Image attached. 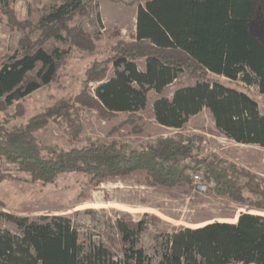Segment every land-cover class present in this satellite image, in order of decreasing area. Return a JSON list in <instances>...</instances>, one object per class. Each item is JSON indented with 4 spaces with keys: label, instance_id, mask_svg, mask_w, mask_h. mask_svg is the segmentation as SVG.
<instances>
[{
    "label": "trees",
    "instance_id": "trees-1",
    "mask_svg": "<svg viewBox=\"0 0 264 264\" xmlns=\"http://www.w3.org/2000/svg\"><path fill=\"white\" fill-rule=\"evenodd\" d=\"M89 1L61 0L44 6L34 24L16 18L12 0L0 1L7 23L22 30L18 49L0 59V111L11 104L17 107L13 116L0 118V180L48 183L59 173L78 171L100 181L140 169L151 182L172 186L201 173L204 183H212L217 193L247 209L234 221L214 220L157 234L155 264H264V177L206 154L198 135L163 136L139 149L113 142L65 149L41 142L33 131L52 116H68L66 101L23 124L9 125L23 114L19 99L53 81L72 47L96 52L95 36L69 23L76 13L86 11ZM263 4L264 0L138 3L132 40L118 41L111 56L91 62L74 100L101 114L134 112L145 107L150 90L160 93L186 73L191 82L177 86L171 97L154 99L153 115L159 124L181 128L204 109L225 137L264 147V113L250 91L256 86L264 95V41L250 27ZM139 59L143 68L137 65ZM110 68L112 75L107 76ZM91 82L97 83L93 89ZM68 121L76 131V119ZM79 212L30 218L0 211L17 228H0V264H154L153 256L139 245L148 226L145 217L153 215L145 212L135 219L122 213L111 225L117 243L110 244L80 231L74 218Z\"/></svg>",
    "mask_w": 264,
    "mask_h": 264
},
{
    "label": "rangeland",
    "instance_id": "rangeland-1",
    "mask_svg": "<svg viewBox=\"0 0 264 264\" xmlns=\"http://www.w3.org/2000/svg\"><path fill=\"white\" fill-rule=\"evenodd\" d=\"M60 1L12 0V7L18 20H28L34 24L44 6ZM144 1L90 0L86 11L76 13L69 23L80 25L95 36L96 52L88 54L72 47L59 64L53 81L19 99L23 114L14 117L9 125L23 124L31 116L45 111L59 101H66L69 105L68 116H52L45 125L33 131L41 142L65 149L90 142H113L139 149L154 145L159 137L195 134L200 137L197 143L206 154L213 153L264 177V147L235 142L225 137L217 131L207 110L203 109L191 116L181 128L164 126L155 120L152 109L154 99L163 95L171 97L177 86L191 82L192 78L186 73L164 87L160 93L150 90L145 107L134 112L120 111L106 115L74 100V95L83 86L84 72L91 62L111 56L112 46L118 41L132 40L137 5ZM262 8L260 14L251 20L250 27L264 41V4ZM21 34L22 30L11 27L0 12V59L18 49ZM137 65L143 68L144 61L137 60ZM111 75L110 68L107 76ZM211 77L218 78L212 74ZM96 84L89 83L90 89ZM250 91L264 112V96L256 86L250 87ZM16 109V105L11 104L0 111V118L13 116ZM69 118L76 119V131L71 127ZM146 176L144 170L138 169L127 175L110 176L100 181L92 180L90 174L78 171L59 173L48 183L4 178L0 180V211L30 218L80 211L74 216L76 223L80 225V231L92 233L94 239H102L110 244L117 243L115 229L111 226L116 218L129 212L137 219L148 212L153 216L145 217L148 226L139 236V245L153 256L155 264L157 234L170 232L174 227H196L214 220L234 221L240 212L247 209L229 195L217 193L209 184L202 186L195 176L172 186L153 183ZM87 209L91 211H86ZM250 211L262 212L253 209ZM0 228L17 230L15 224L1 214Z\"/></svg>",
    "mask_w": 264,
    "mask_h": 264
},
{
    "label": "built area",
    "instance_id": "built-area-1",
    "mask_svg": "<svg viewBox=\"0 0 264 264\" xmlns=\"http://www.w3.org/2000/svg\"><path fill=\"white\" fill-rule=\"evenodd\" d=\"M192 176L197 177L199 183H200L202 186H208L206 183L203 182V175H202L201 173H195V174H193ZM209 185L211 186L212 183H210Z\"/></svg>",
    "mask_w": 264,
    "mask_h": 264
},
{
    "label": "crops",
    "instance_id": "crops-1",
    "mask_svg": "<svg viewBox=\"0 0 264 264\" xmlns=\"http://www.w3.org/2000/svg\"><path fill=\"white\" fill-rule=\"evenodd\" d=\"M261 95H262V94H261ZM263 96H264V95H263ZM259 110H260V112H262L260 107H259ZM262 113H264V112H262Z\"/></svg>",
    "mask_w": 264,
    "mask_h": 264
}]
</instances>
